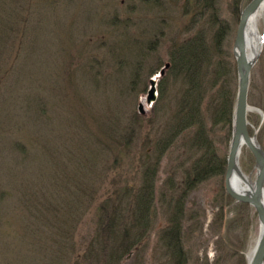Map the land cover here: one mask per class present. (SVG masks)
<instances>
[{
  "label": "rangeland",
  "instance_id": "374dc122",
  "mask_svg": "<svg viewBox=\"0 0 264 264\" xmlns=\"http://www.w3.org/2000/svg\"><path fill=\"white\" fill-rule=\"evenodd\" d=\"M250 1L212 0L209 5L203 0L17 3L23 15L17 27L24 29L25 35L12 34L14 39L19 34L17 47L9 52V61L0 66V191L5 189V194H0V264L76 261L94 233L96 210L88 206L79 221L67 217L60 201H68L73 189L66 187L65 180L71 174L81 180L91 176L80 173L83 167L89 174L84 167L91 163L89 154H95L101 158L100 176L93 186L98 187L93 190L98 197L102 199L108 191L127 184L141 185L143 145L148 132L154 134V105L161 84L168 87V94L157 122L169 116L176 106L174 93L184 87L182 77L170 71L175 43L207 27L224 26V47L235 62L240 13ZM257 30L264 35V16L258 19ZM166 63L170 67L159 78L157 99L148 104L150 79ZM235 84L238 88V79ZM248 99L253 108L262 111L252 109L248 116L251 134H256L264 148V42L252 69ZM31 101H41L43 108L28 105ZM140 102L144 114L140 113ZM91 103L96 107L90 112L96 113L95 117L88 115ZM79 109L80 122H75ZM108 109L114 114L112 120L119 118L121 122L134 113L144 115L140 133L129 149L96 146L102 143L101 138L108 141L103 132V123L111 115ZM215 138L218 155L227 157L231 141L227 130L219 127ZM183 145L182 139L162 158L147 236L119 264H175L162 231L169 226L172 213L167 202L181 193L173 191L171 183L181 186L190 165ZM240 166L253 181L256 179L255 158L246 146ZM9 185L26 190V200H36L39 208L30 206L27 210L23 196L13 193ZM185 206V264H248V252L260 233L259 218L249 203L236 201L227 193L224 175L199 184L188 194Z\"/></svg>",
  "mask_w": 264,
  "mask_h": 264
},
{
  "label": "trees",
  "instance_id": "16d2710c",
  "mask_svg": "<svg viewBox=\"0 0 264 264\" xmlns=\"http://www.w3.org/2000/svg\"><path fill=\"white\" fill-rule=\"evenodd\" d=\"M10 1L11 3L9 0H0V66L4 65L6 62L4 60L9 61L8 58L12 57L9 52L16 49L19 41L16 42V39L19 34L21 37L25 35V30H18L17 27L18 22L23 21V15L16 7L21 0ZM203 1L208 5L209 1L212 2V0ZM224 28L226 29L224 26L216 29L214 26L207 27L187 40L175 43L172 49L170 71L175 77H182L184 87L174 93L176 106L169 116L165 120L158 119L161 121L157 122L159 114L164 111V100L168 94L166 93L168 87L164 86L163 82L161 84L160 96L154 105L155 120L151 129L154 134L151 136V132H148L149 137L145 139L143 145L145 149L142 153L141 185L127 184L114 191H108L102 199L98 197V193L93 192L94 188L98 187L93 186L98 182L96 178L100 176L97 175V171L101 158L95 154H89L91 163L84 167L89 169V174L84 171L83 167L80 173L91 176L83 177L81 180L80 177H74L71 174L68 180H65L68 184L66 187L73 189L71 198L63 203L58 201L66 211L67 217L79 221L85 215L88 206H94L96 210L94 233L83 252L76 256L73 264H119L123 256L147 236L146 231L151 226L155 204L156 177L160 163L166 152L176 147L182 139L190 165L186 168L181 186L171 183L170 187L173 191L176 192L178 189L181 193L174 201L167 202L172 213L169 226L164 228L162 235L172 251L175 264L186 263L183 228L188 194L202 182L215 176H225L227 168V157L219 156L217 153L215 135L219 127H223L227 130L231 140L233 111L237 95L235 80L238 77L236 60L233 61L232 53L224 47L226 39ZM13 33H19L14 35L15 39L12 36ZM137 65L135 64L136 69H138ZM1 68L3 71L4 68ZM137 76L138 72L134 75V82ZM2 78L0 77V86L3 84ZM127 90L128 88L126 92ZM132 90L135 91L134 88ZM35 104L37 108L39 106L43 108L41 101L28 103V105ZM110 107L112 105L109 104ZM88 109L90 110H88L89 117H95L96 113H90L91 109H96L95 105L91 103ZM80 114H82L81 110L79 114L78 111L75 112L74 116H77L74 118L75 122H80ZM113 116L111 112V115L107 117V120L110 119L108 123L107 120L103 123L105 125L103 132L108 141L105 142L101 138L102 143L96 146L111 148L116 145L117 148L129 149L131 142L135 141L136 134L140 133L141 128L139 127L144 115L141 117L134 113L129 118L130 120L125 118V122H121L119 118L112 120ZM4 190L1 189L0 194H5ZM11 190L18 196H23L21 200L27 210L32 207L39 208L36 200L32 199L33 203L26 200V190L12 187ZM11 194V197L14 196ZM46 202L47 199H45ZM68 223H71V220L68 219ZM61 236L65 237V234ZM59 263L64 264V260Z\"/></svg>",
  "mask_w": 264,
  "mask_h": 264
},
{
  "label": "water",
  "instance_id": "95a60500",
  "mask_svg": "<svg viewBox=\"0 0 264 264\" xmlns=\"http://www.w3.org/2000/svg\"><path fill=\"white\" fill-rule=\"evenodd\" d=\"M264 0H251L240 13V21L234 42L233 53L236 59L238 88L233 111L232 136L227 156L225 172V189L236 201L249 203L256 211L260 222V233L255 245L253 255L248 264H264V148L257 140L256 134H251L249 112L252 109L262 113L260 109L249 104V90L251 73L261 50L264 36H260L258 49L253 55L247 53L246 29L251 17L258 11ZM259 33V30H257ZM259 37V35H258ZM170 63H166L160 71L150 79V88L147 94V103L152 104L157 99V86ZM140 113L144 114V104L139 103ZM248 147L255 158L256 179L248 189L237 188L234 176L237 174L245 181L251 177L240 166V155L244 147Z\"/></svg>",
  "mask_w": 264,
  "mask_h": 264
},
{
  "label": "bare ground",
  "instance_id": "6f19581e",
  "mask_svg": "<svg viewBox=\"0 0 264 264\" xmlns=\"http://www.w3.org/2000/svg\"><path fill=\"white\" fill-rule=\"evenodd\" d=\"M263 16H264V2L259 7L258 11L251 17V19L249 20L247 29H246L247 53L249 56L253 55L258 49L261 35L260 33H257V22H258V19ZM252 183H253V180L251 178L245 181L237 174L234 176V184L237 188L248 189ZM254 249H255V246L248 252V260L251 259Z\"/></svg>",
  "mask_w": 264,
  "mask_h": 264
}]
</instances>
